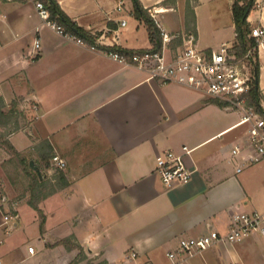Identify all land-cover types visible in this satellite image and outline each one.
<instances>
[{"label":"crops","instance_id":"1","mask_svg":"<svg viewBox=\"0 0 264 264\" xmlns=\"http://www.w3.org/2000/svg\"><path fill=\"white\" fill-rule=\"evenodd\" d=\"M165 1L140 0L146 9L162 10L159 18L169 32H188L182 1ZM56 2L93 44L44 24L32 0H0V98L6 113L16 102L24 121L8 139L54 184L39 203L43 230L29 202L11 205L17 219L7 224L0 205V264H170L167 253L180 238L226 232L238 212L264 213V160L247 165L232 155L247 136L242 115L201 91L149 79L147 70L110 56L106 48H152L133 1ZM233 2L227 20L213 22L206 41L200 5L195 7L199 48L237 42ZM248 22L264 26V0L256 1ZM257 63L264 109V52ZM12 126L0 125V134ZM183 146L191 149L185 161L193 178L168 189L155 171L156 157ZM54 154L66 159V170L51 166ZM59 172L66 185L58 184ZM65 238L81 249L58 243ZM132 251L136 260L129 259ZM194 264H264V236L213 246Z\"/></svg>","mask_w":264,"mask_h":264},{"label":"built area","instance_id":"2","mask_svg":"<svg viewBox=\"0 0 264 264\" xmlns=\"http://www.w3.org/2000/svg\"><path fill=\"white\" fill-rule=\"evenodd\" d=\"M32 1L44 24L79 43L85 42L75 34L67 32L61 24L52 19L50 9L44 2ZM118 10L122 11L123 8L120 6ZM161 11L155 7L148 9L149 15L160 30L162 37L160 51L135 50L130 55L109 52L110 56L123 64L147 70L149 79L166 84H179L201 91L209 97L224 102L227 108L238 111L242 115L241 123L249 127L243 143L233 147L232 155L236 160L242 156L243 162L247 165L264 160V117L248 104V95L255 79L254 65L264 52V26L252 28L250 37L255 40V45L239 58L236 52V48L239 47L237 42L224 43L219 49L204 50L198 47L194 32H169L159 18ZM121 24L125 26L126 20H122ZM177 40H181L182 44L174 49L172 46ZM34 46L33 53L37 56L41 49V41L35 40ZM251 68H253V74ZM190 153L191 149L183 146L181 152L166 150L158 154L155 171L166 188L187 184L192 180L194 170L189 168L185 161V157ZM51 165L55 169L64 171L67 168V161L55 154L51 158ZM237 170L241 172L243 169L239 166ZM0 205L6 224L17 219V215L12 214L10 200L1 187ZM252 235L264 236V213L238 212L233 214L226 232L213 230L198 237L180 238L177 248L170 250L167 258L170 264H194L197 256L213 246L239 244ZM28 250L30 254H34L35 247L30 246ZM137 256L134 251L129 253L131 260H136Z\"/></svg>","mask_w":264,"mask_h":264},{"label":"trees","instance_id":"3","mask_svg":"<svg viewBox=\"0 0 264 264\" xmlns=\"http://www.w3.org/2000/svg\"><path fill=\"white\" fill-rule=\"evenodd\" d=\"M45 3V5L50 9L51 18L55 19L59 24H61L67 32L73 33L79 38L87 41L90 44L94 43V38L85 30L78 27L72 20H70L67 15L62 11L56 0H41ZM176 0H166L165 3L175 2ZM257 0H235L232 6L233 11V19L235 22L236 28V38L237 43H239V47H237L236 52L239 58L243 57L247 50L255 45V40L250 38L249 35L251 34L252 28L248 22V16L251 10L255 7ZM134 3V11L135 15L138 19L142 20L147 27L149 33V39L152 44L151 49H144L141 51H149V52H158L161 50L162 47V37L160 34L159 28L155 25L153 19L149 15L148 9L144 8L141 4L140 0H133ZM190 6V0L188 1V11L186 12V28L188 32H194L196 34V27H195V13ZM176 43H181V40H177ZM173 43V46H174ZM109 52H120L123 54L130 55L134 51L121 49L119 47H111L106 48ZM259 72L260 67L259 64L256 63L254 65V85L252 90L249 93V102L248 104L255 108V110L264 117V109L262 107V94L259 87ZM212 103H215L221 107H225L226 104L220 100H212ZM6 104L2 98H0V125L2 127H7L9 123H13V126L10 130L4 131L3 134L0 135V148H4L8 153H10L13 157L19 159V162L23 167L31 171L32 179H33V187L38 190L39 193L42 192V199L49 195L51 192H44L46 189V185L48 183L42 177L38 176L36 172H33L28 164L27 160L21 156V153L14 147V145L8 139V135L11 134L13 129H17L19 127V120L22 114L17 109V103L13 102L11 105V109L9 112H5L4 109ZM58 180L60 185H66V179L63 172H59ZM54 191V190H53ZM52 191V192H53ZM39 195V194H38ZM29 204L38 212L40 217V226L41 229H44L45 224V215L42 209L39 207V200H30ZM58 243L65 245L69 249L80 248V245L75 243L72 238H65L60 240ZM81 249V248H80Z\"/></svg>","mask_w":264,"mask_h":264},{"label":"rangeland","instance_id":"4","mask_svg":"<svg viewBox=\"0 0 264 264\" xmlns=\"http://www.w3.org/2000/svg\"><path fill=\"white\" fill-rule=\"evenodd\" d=\"M181 1H182V5L185 7V11L187 12L189 0H181ZM209 1L210 0H208V2L206 0H203V1L201 0V3H200V0H190V6H189L190 8L195 10V7L198 6V4L200 5L199 17L201 20V26L204 30V40L205 41L207 39H210L211 37V32L213 30L212 29L213 22L216 23L219 21H223V19L224 21L227 20V17H228L227 8H228V5H230L229 0H219V1L217 0L214 3L209 2ZM233 1L235 0H232V2ZM197 45L198 47H200L199 44ZM213 47H217L216 49H219V44H215L213 45ZM250 70L252 73L253 68ZM248 75H250L249 72H248ZM21 123L23 124L24 121L20 120V124ZM4 131L1 132V134H3ZM7 153L8 152L4 148H2V151L0 150V155H1L0 156V174H2V176L0 177V187L3 189V191L6 190V192L9 193V195L11 196V199H9L11 202L10 205H12L14 208H17L18 202H21V203L24 202L27 204V202L33 199L39 200V203H40V201H42L43 195H42V192L39 193V191L38 190L36 191V189L33 187V179H32L31 171H28V169L23 167V165L20 164L19 159L13 157L10 153L9 155H11V157L7 159ZM27 162L28 164L30 163L29 159L27 160ZM31 170L33 169L31 168ZM33 172L35 171L33 170ZM53 187H54L53 183H48V185H46V189L44 190V192L46 193V192L52 191ZM31 231H32V228L30 227V229L28 230V233H30Z\"/></svg>","mask_w":264,"mask_h":264},{"label":"water","instance_id":"5","mask_svg":"<svg viewBox=\"0 0 264 264\" xmlns=\"http://www.w3.org/2000/svg\"><path fill=\"white\" fill-rule=\"evenodd\" d=\"M30 167L37 172V174L42 177L41 170L35 165L34 161L30 162Z\"/></svg>","mask_w":264,"mask_h":264}]
</instances>
